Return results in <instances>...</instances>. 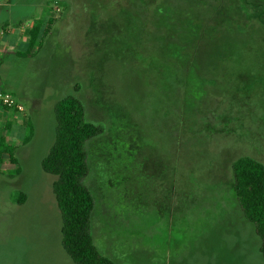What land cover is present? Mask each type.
<instances>
[{
    "label": "rangeland",
    "instance_id": "obj_1",
    "mask_svg": "<svg viewBox=\"0 0 264 264\" xmlns=\"http://www.w3.org/2000/svg\"><path fill=\"white\" fill-rule=\"evenodd\" d=\"M197 5L203 15L201 5L215 4ZM0 7V29L26 38L37 20L55 18L34 56L11 49L0 57V86L25 107L24 124L10 133L21 173L0 166V264H75L62 247L57 177L41 167L55 141L54 107L69 95L104 130L87 144L86 178L95 200L91 233L103 256L114 264H264L261 240L231 188L236 159L264 164L261 23L230 8L228 19L217 13L192 30L196 42L177 75L169 44L176 37L152 31L135 44L123 35L121 3L13 0ZM129 45L151 49L150 64H135ZM163 53L169 62L157 58ZM28 119L33 135L22 144ZM20 193L27 196L21 205Z\"/></svg>",
    "mask_w": 264,
    "mask_h": 264
},
{
    "label": "trees",
    "instance_id": "obj_2",
    "mask_svg": "<svg viewBox=\"0 0 264 264\" xmlns=\"http://www.w3.org/2000/svg\"><path fill=\"white\" fill-rule=\"evenodd\" d=\"M107 1L123 4V8H120L123 16V35H133L132 42L135 44L138 36H150L152 31L157 35L176 37V40L169 44L175 51L178 65L175 64L173 70L177 75L182 71L180 65L183 62L185 50L188 45H195L197 36L193 35L192 30H198L202 24L216 19L217 13L223 11L225 19H228L227 11L230 8L247 20L256 21L264 26V0H199L215 4L214 6L208 5L207 8L201 5V8H204L203 15L202 12L197 14L199 5L195 6V4L198 0H167V2L164 0L165 3L156 4L154 11L149 5L151 1L157 0ZM180 11L182 12L179 13ZM153 15L154 18H152ZM54 23V17L37 20L27 32V50L17 53L18 56L24 58L34 56L42 48ZM164 41L166 43V38ZM198 42L202 43L200 39ZM129 47L134 53L132 55L135 64L141 63L145 66L147 63L150 64L149 59L154 55L151 49L135 50L132 45ZM215 55L221 63V56L214 52L212 56L215 57ZM157 58L162 63L169 62L166 53L157 54ZM1 63L0 60V66ZM152 71V75L162 74V70L157 69L155 73V68H153ZM54 113L55 141L42 161L41 167L44 172L57 177L53 184V191L62 216V247L75 264H114L110 258L99 252L93 242L91 217L95 208V200L86 185V178L89 175L87 144L101 136L104 130L101 126L87 120L83 102L74 95L59 100L54 107ZM27 124L30 132L22 144H27L33 135L30 119L27 120ZM10 136V127L5 133L0 134V166L8 162L9 166L15 168L13 175H18L21 173L19 160L16 157L18 147ZM231 188L245 220L254 226L261 240V252L264 256V164L249 156L236 159L232 164ZM26 200V194L20 193L16 201L21 205Z\"/></svg>",
    "mask_w": 264,
    "mask_h": 264
},
{
    "label": "crops",
    "instance_id": "obj_3",
    "mask_svg": "<svg viewBox=\"0 0 264 264\" xmlns=\"http://www.w3.org/2000/svg\"><path fill=\"white\" fill-rule=\"evenodd\" d=\"M22 33L23 31L19 29H17L16 33L14 30L5 31V29H0V57L11 49H16V53L24 52L21 48L27 47V38ZM0 90L5 89L0 86ZM23 120H25L23 114L0 107V134L5 133L8 127H10V133H12L15 128L24 124Z\"/></svg>",
    "mask_w": 264,
    "mask_h": 264
},
{
    "label": "built area",
    "instance_id": "obj_4",
    "mask_svg": "<svg viewBox=\"0 0 264 264\" xmlns=\"http://www.w3.org/2000/svg\"><path fill=\"white\" fill-rule=\"evenodd\" d=\"M10 4L11 0H0V4ZM60 12V9H56ZM0 107L7 108L19 114H23L25 112V107L17 101V99L5 90H0Z\"/></svg>",
    "mask_w": 264,
    "mask_h": 264
}]
</instances>
